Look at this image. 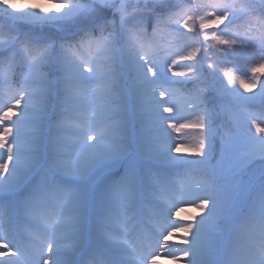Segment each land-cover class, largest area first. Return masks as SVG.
I'll use <instances>...</instances> for the list:
<instances>
[{
  "label": "snow or ice",
  "instance_id": "6c2138e0",
  "mask_svg": "<svg viewBox=\"0 0 264 264\" xmlns=\"http://www.w3.org/2000/svg\"><path fill=\"white\" fill-rule=\"evenodd\" d=\"M0 84V264H264V0H0Z\"/></svg>",
  "mask_w": 264,
  "mask_h": 264
},
{
  "label": "rangeland",
  "instance_id": "374dc122",
  "mask_svg": "<svg viewBox=\"0 0 264 264\" xmlns=\"http://www.w3.org/2000/svg\"><path fill=\"white\" fill-rule=\"evenodd\" d=\"M12 2H14V3L18 4V5L21 4V3H24V4H38V5H41L43 7H47V8H50V9H55V8H59V5L61 3H63V2H65V0H12ZM255 2L257 4H259L260 0H255ZM196 3H197V0H183V4L185 6H188V7H191V6L195 5ZM241 23H243V22H241ZM210 57H211L210 59L205 61V69H206V66H207L208 63L213 64L214 67H216L218 70H223L226 67L227 68H233V70H235L238 63L243 64L244 67H248L249 66L247 63L242 62V61H237L236 63H231V62L221 63V62H218V60H223L224 58L218 57L215 52H211L210 53ZM205 74H207V71H205ZM237 74H242V73L237 72ZM249 87L250 88L252 87L250 83H249ZM14 88H15V85L13 86V90H9L6 84H0V108H3L4 105L6 103H8L9 97L14 94ZM163 88H171V86L170 85H165V86H163ZM163 88L161 90H163ZM258 92H259V88L257 87V88H252V92H246L245 93L246 96L250 97V99L246 102V105H247V107H248V109L250 111L255 112V108H253V107L256 106V102L260 98L258 95L255 96V97H252V93H258ZM162 99L167 100L168 96L162 97ZM129 103H131L130 100H129ZM183 103H184V98H183L182 94L177 92L175 97L173 98L172 103L165 104L164 106L165 107H169V106H173L174 104L177 105V106H181V105H183ZM176 116L178 118V122H182L183 118L188 116V113L186 111H181V112L176 113ZM0 135H2V132H0ZM177 135H178L179 139L186 141L183 144L182 152L180 154L189 155L188 153L191 152V151H185V149L188 148V142L191 140V136L194 135V134H191V133H180V134H177ZM190 155H193V153L191 152ZM213 163H215V161ZM180 209H182V210H180L179 216L175 218L177 220H181L182 221V220H185L187 217H190V216H193V215H199V210L196 209L195 207H192V206L181 205ZM23 221H25V220H23ZM23 221H19L23 225V227L26 228V229H31V227L28 226ZM181 236H182V234H181ZM181 236L173 237V239H175V241L176 240H180L179 242H176V243H180L181 242ZM7 242H8L7 240H4L2 243H7ZM23 244L26 245V246L30 245V243H23ZM174 263H176V264H185V263H187L188 264V261H186V260H181V261H176V260L173 261V260H171V264H174Z\"/></svg>",
  "mask_w": 264,
  "mask_h": 264
},
{
  "label": "bare ground",
  "instance_id": "6f19581e",
  "mask_svg": "<svg viewBox=\"0 0 264 264\" xmlns=\"http://www.w3.org/2000/svg\"><path fill=\"white\" fill-rule=\"evenodd\" d=\"M23 222H25L28 226H30L31 229L24 228L23 225L18 221L17 224L15 225V232L13 233V235H16L17 238L20 239L22 243H31V241L29 239V234L33 230V225L28 220H25ZM0 235H8V233L0 231ZM173 240H174V242L180 241V240L175 241V239H173ZM177 254H179V253H177ZM3 258L4 257H0V259H3ZM171 260L174 261V259H171V258H160V264H171ZM174 264H176V263H174ZM185 264H187V263H185Z\"/></svg>",
  "mask_w": 264,
  "mask_h": 264
},
{
  "label": "trees",
  "instance_id": "16d2710c",
  "mask_svg": "<svg viewBox=\"0 0 264 264\" xmlns=\"http://www.w3.org/2000/svg\"><path fill=\"white\" fill-rule=\"evenodd\" d=\"M222 73L223 70H218ZM264 105V100H262L261 98H259L256 102V106H254L253 108H255V111H258L260 109V107ZM189 155L191 154V152L188 153Z\"/></svg>",
  "mask_w": 264,
  "mask_h": 264
}]
</instances>
